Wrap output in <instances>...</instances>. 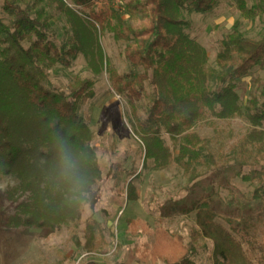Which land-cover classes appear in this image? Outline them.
I'll use <instances>...</instances> for the list:
<instances>
[{"label": "trees", "instance_id": "1", "mask_svg": "<svg viewBox=\"0 0 264 264\" xmlns=\"http://www.w3.org/2000/svg\"><path fill=\"white\" fill-rule=\"evenodd\" d=\"M68 1L73 7L65 0H0V177H12L17 185L9 195L23 198L7 225L56 232L79 222L86 205L94 210L98 204L94 186L103 171L81 115L95 96L96 80L77 77L60 90L45 86L57 66L70 69L81 55L91 57L88 66L95 74L106 68L113 90L130 107L132 130L143 138L144 168L152 162L155 170H163L173 160L192 184L201 177L200 167L217 166L196 128L212 118H244L253 130L230 155L241 170L258 168L244 178L260 183L255 196L261 198L264 78L254 81L244 108L238 91L255 70L264 72V36L247 37L237 22L210 67L206 49L188 34L191 23L182 13L210 14L219 0H129L130 17L142 14L146 20L139 26L118 9L100 11L96 0ZM235 2L243 20L264 16V0ZM58 24H64L69 44L58 42ZM106 32L127 44L123 55L136 70L120 73L110 64L100 45ZM164 135L177 144V154ZM119 194L129 203L140 199L134 178ZM128 231L134 236L153 232L141 219L129 220ZM154 234L147 255L153 264H199L200 240L214 243V264H248L242 244L211 210L196 213L189 244L179 233L158 229ZM85 246L101 253L109 243L104 235L96 240L91 234Z\"/></svg>", "mask_w": 264, "mask_h": 264}, {"label": "rangeland", "instance_id": "2", "mask_svg": "<svg viewBox=\"0 0 264 264\" xmlns=\"http://www.w3.org/2000/svg\"><path fill=\"white\" fill-rule=\"evenodd\" d=\"M128 2L96 0V5L100 11L118 9L131 24L139 26L146 20L142 14L132 19L126 11ZM182 18L191 23L188 34L206 49L210 67L214 66L221 50V41L237 22H241L242 32L247 37L259 40L264 36V16L256 21L243 20L235 0H219L210 14L183 12ZM56 29L58 42L69 44L64 24H58ZM100 45L118 72L136 70L123 55L126 43L115 40L113 34L106 32L100 38ZM89 60L90 56L81 55L70 69L57 66L45 86L60 90L77 77L96 80L95 96L82 108L81 115L93 133L92 145L103 171L102 180L94 186L98 191V204L94 210L86 205L82 219L60 231L49 233L23 226L9 227L8 219L16 214L23 198L17 194L10 196L9 191L17 182L12 177L1 176L0 264H153L147 255L155 240L154 232L164 229L179 233L189 244L196 227V213L202 208L213 211L217 221L242 244L248 264H264V193L261 198H256L260 183L244 178L253 176L258 168L241 170L234 165L230 155L231 148L253 127L242 117L212 118L200 124L195 131L203 141L205 152L215 159L217 166L210 163L209 168L200 167L201 177L192 184L173 160L163 170H155L152 162L144 168L143 138L132 130L128 117H131L130 107L113 90L106 68L95 74L88 66ZM263 78L264 72L255 70L241 83L238 94L243 108L250 98L254 81ZM164 140L177 154V144L168 135H164ZM133 178L140 199L129 203L119 192ZM131 219L146 222L152 234L132 235L128 231ZM91 234L96 240L104 235L109 246L101 253L89 252L85 245ZM199 243L196 261L214 264V243L208 240ZM221 259L226 262L225 257Z\"/></svg>", "mask_w": 264, "mask_h": 264}, {"label": "clouds", "instance_id": "3", "mask_svg": "<svg viewBox=\"0 0 264 264\" xmlns=\"http://www.w3.org/2000/svg\"><path fill=\"white\" fill-rule=\"evenodd\" d=\"M68 159V157L67 156H65V160H67Z\"/></svg>", "mask_w": 264, "mask_h": 264}]
</instances>
